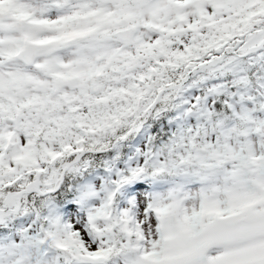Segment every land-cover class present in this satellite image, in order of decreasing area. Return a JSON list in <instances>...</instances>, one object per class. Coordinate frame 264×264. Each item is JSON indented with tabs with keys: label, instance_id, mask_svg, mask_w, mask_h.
<instances>
[{
	"label": "snow or ice",
	"instance_id": "1",
	"mask_svg": "<svg viewBox=\"0 0 264 264\" xmlns=\"http://www.w3.org/2000/svg\"><path fill=\"white\" fill-rule=\"evenodd\" d=\"M0 264H264V0H0Z\"/></svg>",
	"mask_w": 264,
	"mask_h": 264
}]
</instances>
